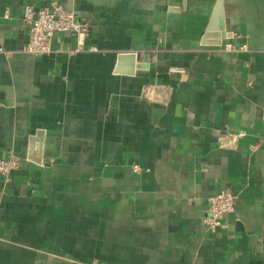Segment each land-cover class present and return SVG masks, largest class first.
I'll list each match as a JSON object with an SVG mask.
<instances>
[{
    "label": "crops",
    "instance_id": "0c3cea01",
    "mask_svg": "<svg viewBox=\"0 0 264 264\" xmlns=\"http://www.w3.org/2000/svg\"><path fill=\"white\" fill-rule=\"evenodd\" d=\"M221 1L0 0V264H264V0ZM52 2L97 52L24 51Z\"/></svg>",
    "mask_w": 264,
    "mask_h": 264
},
{
    "label": "built area",
    "instance_id": "2783aa9c",
    "mask_svg": "<svg viewBox=\"0 0 264 264\" xmlns=\"http://www.w3.org/2000/svg\"><path fill=\"white\" fill-rule=\"evenodd\" d=\"M23 23L29 27V41L24 51L33 57H44L54 52V44L60 45L59 51L77 53L89 50L97 52L96 46L86 49V40L92 34V25L88 20L62 4L52 2L49 6L37 9L26 5L22 13ZM76 39L74 46H67L64 37ZM183 72L182 69L178 70ZM22 166V160L14 154L0 159V176L8 178ZM138 171V167H134ZM237 194L231 189H223L213 195L208 202L205 224L208 231L216 233L223 227L224 219L235 215L240 217L237 207Z\"/></svg>",
    "mask_w": 264,
    "mask_h": 264
},
{
    "label": "water",
    "instance_id": "95a60500",
    "mask_svg": "<svg viewBox=\"0 0 264 264\" xmlns=\"http://www.w3.org/2000/svg\"><path fill=\"white\" fill-rule=\"evenodd\" d=\"M222 14V1L220 0V2L218 3L217 7H216V10L214 12V15H213V19H212V24L211 25H214V23L216 22L217 18ZM219 42L217 41L216 44H218ZM136 57L134 54H129V53H122L120 56H119V65H118V70H121L122 69V65L124 62H133L135 61ZM135 69V66L134 65H130L127 67L126 72H128L129 74H132L133 71Z\"/></svg>",
    "mask_w": 264,
    "mask_h": 264
}]
</instances>
